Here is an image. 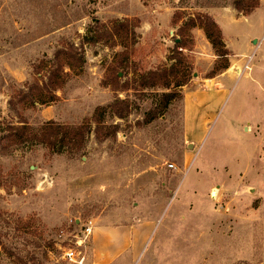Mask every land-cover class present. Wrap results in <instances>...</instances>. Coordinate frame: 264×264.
<instances>
[{
    "label": "rangeland",
    "instance_id": "1",
    "mask_svg": "<svg viewBox=\"0 0 264 264\" xmlns=\"http://www.w3.org/2000/svg\"><path fill=\"white\" fill-rule=\"evenodd\" d=\"M250 2L0 0V264H69L76 243L82 264H264V0ZM200 13L227 63L184 28ZM60 50L76 60L42 92L53 101L21 100ZM176 63L172 101L141 86ZM219 89L207 130L186 133L198 111L185 100ZM47 122L89 129L83 151L34 141ZM24 124L34 131L11 140Z\"/></svg>",
    "mask_w": 264,
    "mask_h": 264
},
{
    "label": "trees",
    "instance_id": "2",
    "mask_svg": "<svg viewBox=\"0 0 264 264\" xmlns=\"http://www.w3.org/2000/svg\"><path fill=\"white\" fill-rule=\"evenodd\" d=\"M248 11H252L258 7V0H251L250 4L246 5ZM235 9L241 11L242 6L236 5ZM174 16L173 24L176 25L177 19ZM115 24L123 27L125 24L123 22H114ZM184 28L192 29V28H199L203 31L205 37L207 38L208 42L211 44L212 48L216 51L217 56L220 59H225L224 62L227 63V49L225 48L222 42V34L217 26V24L210 18V16L206 14H197L196 16H191L188 18L187 22L184 24ZM182 32V30L180 31ZM176 52L178 49H181L183 46L180 42L176 44ZM72 59L76 60V53L68 52V51H58L54 56V61L52 62V66L47 72L46 83L42 84V86H38V83L34 86L28 87L26 92H19V98L21 100H30V105L34 104H48L52 102L54 97L50 95L47 97L42 96V92L44 89L47 90H57L60 88L62 84L61 76L65 74L64 68H68L69 70L73 69ZM227 67L223 66L222 70H225ZM178 73H182L180 71V63H176L171 65L169 68L159 69L155 71L148 72L144 76H142L143 83L141 84L142 87L145 88H162V89H171L168 93H163L162 97H164L167 102L172 101L176 95V88L181 87L184 85V80L182 82H178L177 84H173L171 79L174 75ZM41 77V76H39ZM186 79V75L182 76ZM40 79V78H39ZM38 79V80H39ZM148 82V83H147ZM183 83V84H182ZM173 86V87H171ZM33 88L38 90V99L35 100L33 98ZM117 104H125V102L121 100H116L113 104L109 105L108 107L97 108L94 111V122L96 125H100V118L105 112L107 108L113 109ZM115 113V112H114ZM8 133H10L9 138L11 140L21 139L24 137L25 133L29 130L32 132L34 131L27 125L21 126H8ZM40 132V139H38L39 135L33 134V140L49 147L53 153L59 154L62 153L63 150L66 148L68 152L72 153L73 155L83 151L84 144L86 141V135L89 132V129L85 126H78V127H64L57 125L53 122H47L41 127L37 129Z\"/></svg>",
    "mask_w": 264,
    "mask_h": 264
},
{
    "label": "crops",
    "instance_id": "3",
    "mask_svg": "<svg viewBox=\"0 0 264 264\" xmlns=\"http://www.w3.org/2000/svg\"><path fill=\"white\" fill-rule=\"evenodd\" d=\"M223 89H219L218 91H214L212 95L209 96H198L197 94H194L196 96V99L193 101L185 100V107L187 108V105H194L197 107V115L194 118V125L188 124L187 116L184 117V124H185V131L189 134L192 132L194 135L196 134H203L208 127V122L210 117L207 115V108L214 106V104H217V101L219 100L218 96L221 93ZM216 95V96H214ZM222 97V96H221ZM218 98V99H217ZM193 125V126H192ZM191 130V132H190Z\"/></svg>",
    "mask_w": 264,
    "mask_h": 264
},
{
    "label": "built area",
    "instance_id": "4",
    "mask_svg": "<svg viewBox=\"0 0 264 264\" xmlns=\"http://www.w3.org/2000/svg\"><path fill=\"white\" fill-rule=\"evenodd\" d=\"M173 166H170L172 168ZM77 247H68L65 249L63 253V258L65 261H67L69 264H82L84 261L83 256L81 255L80 250V243H76Z\"/></svg>",
    "mask_w": 264,
    "mask_h": 264
},
{
    "label": "water",
    "instance_id": "5",
    "mask_svg": "<svg viewBox=\"0 0 264 264\" xmlns=\"http://www.w3.org/2000/svg\"><path fill=\"white\" fill-rule=\"evenodd\" d=\"M178 41V40H177ZM255 43V40L253 41V44Z\"/></svg>",
    "mask_w": 264,
    "mask_h": 264
}]
</instances>
